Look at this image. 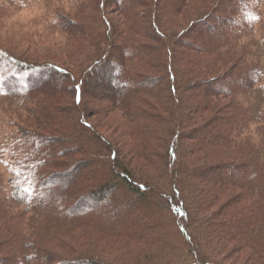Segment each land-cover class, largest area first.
Here are the masks:
<instances>
[{"label": "trees", "instance_id": "trees-1", "mask_svg": "<svg viewBox=\"0 0 264 264\" xmlns=\"http://www.w3.org/2000/svg\"><path fill=\"white\" fill-rule=\"evenodd\" d=\"M52 2L59 52L0 42V264H264V0Z\"/></svg>", "mask_w": 264, "mask_h": 264}, {"label": "rangeland", "instance_id": "rangeland-1", "mask_svg": "<svg viewBox=\"0 0 264 264\" xmlns=\"http://www.w3.org/2000/svg\"><path fill=\"white\" fill-rule=\"evenodd\" d=\"M60 1L65 3L66 5L65 4L62 5L63 7H66L69 1L74 2L75 0H60ZM51 7L54 8L52 0H0V42L1 40H7L8 43H12L11 44L12 46L14 43L20 46V49H26L28 46L32 45L36 41V44H33L34 46L31 47V53L32 51L33 53L34 52L36 53L37 49L59 52L60 49L56 47L57 44L52 48H48V45H50L51 42L61 43L60 40L52 41L53 36H48V37L42 36L38 38L36 37L40 27H43V22L41 20L43 17L42 15L51 13L48 12V10L51 9ZM176 19L175 20L177 24L184 22V18L182 17H177ZM172 30L176 31L175 28H172ZM47 40L51 42H45ZM42 42L44 43L42 44ZM2 44L8 49H10L9 44L6 45L4 44V42ZM2 72L4 74H7L9 71L5 69ZM9 75L11 76L12 73H10ZM48 77H52V76H50V74L48 73ZM91 105L92 107H95V104H91ZM92 119L94 121V125L95 123L101 124V122L107 124L106 125L107 129H105V134L108 137H113L114 139L118 136V133L121 134V130L115 128V125L114 128L110 126L115 124L113 118H111L110 116L107 115L105 118H102V121L101 119L98 120L101 122H98L97 120L95 121V118L93 117ZM134 162H135L134 164L139 163L137 162V160H135ZM143 166L146 173H151V174L153 173L152 172L153 170L151 168L145 166L144 164ZM1 169H2V164L0 163V170ZM130 218H134V217L131 216ZM247 256H248L247 253H244L240 255L239 259L237 257L236 259H228L227 257H225V263L241 264L242 259L247 258Z\"/></svg>", "mask_w": 264, "mask_h": 264}]
</instances>
